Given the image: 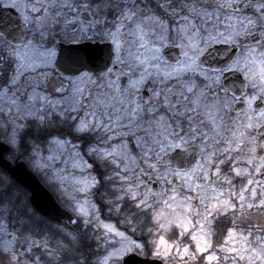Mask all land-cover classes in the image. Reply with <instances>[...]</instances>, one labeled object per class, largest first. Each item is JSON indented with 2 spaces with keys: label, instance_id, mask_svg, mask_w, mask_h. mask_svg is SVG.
<instances>
[{
  "label": "snow or ice",
  "instance_id": "snow-or-ice-1",
  "mask_svg": "<svg viewBox=\"0 0 264 264\" xmlns=\"http://www.w3.org/2000/svg\"><path fill=\"white\" fill-rule=\"evenodd\" d=\"M262 217L264 0H0V264H264Z\"/></svg>",
  "mask_w": 264,
  "mask_h": 264
},
{
  "label": "rangeland",
  "instance_id": "rangeland-1",
  "mask_svg": "<svg viewBox=\"0 0 264 264\" xmlns=\"http://www.w3.org/2000/svg\"><path fill=\"white\" fill-rule=\"evenodd\" d=\"M208 196H211L212 195V192L209 190V191H207V193H206ZM182 199V197H178V202L180 201ZM173 208H175L176 209V212L177 213H179L180 212V208L177 206V204H173ZM258 222V221H257ZM261 222H264V221H261ZM261 222H259V223H261ZM103 259V258H102ZM101 259V260H102Z\"/></svg>",
  "mask_w": 264,
  "mask_h": 264
},
{
  "label": "trees",
  "instance_id": "trees-1",
  "mask_svg": "<svg viewBox=\"0 0 264 264\" xmlns=\"http://www.w3.org/2000/svg\"><path fill=\"white\" fill-rule=\"evenodd\" d=\"M259 223V222H258ZM119 227V226H118ZM98 256L100 259L103 257V248L99 249L97 253L94 254V258Z\"/></svg>",
  "mask_w": 264,
  "mask_h": 264
},
{
  "label": "flooded vegetation",
  "instance_id": "flooded-vegetation-1",
  "mask_svg": "<svg viewBox=\"0 0 264 264\" xmlns=\"http://www.w3.org/2000/svg\"><path fill=\"white\" fill-rule=\"evenodd\" d=\"M258 222L264 221V217L257 220Z\"/></svg>",
  "mask_w": 264,
  "mask_h": 264
}]
</instances>
